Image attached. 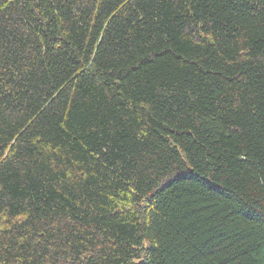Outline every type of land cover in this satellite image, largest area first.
Masks as SVG:
<instances>
[{
	"label": "trees",
	"instance_id": "16d2710c",
	"mask_svg": "<svg viewBox=\"0 0 264 264\" xmlns=\"http://www.w3.org/2000/svg\"><path fill=\"white\" fill-rule=\"evenodd\" d=\"M0 264H264V0H0Z\"/></svg>",
	"mask_w": 264,
	"mask_h": 264
}]
</instances>
